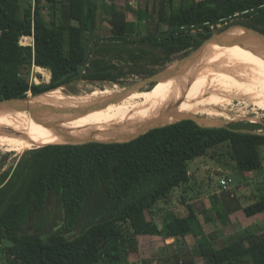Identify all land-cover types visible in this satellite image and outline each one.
<instances>
[{
	"label": "trees",
	"instance_id": "trees-1",
	"mask_svg": "<svg viewBox=\"0 0 264 264\" xmlns=\"http://www.w3.org/2000/svg\"><path fill=\"white\" fill-rule=\"evenodd\" d=\"M110 1L113 4L105 7L104 14L110 28L102 37L96 32L95 0H0V100L38 96L78 80L123 84L128 76L151 77L176 55H187L200 47L215 30L221 31L219 26L240 25L264 33V0H164L158 29L146 34L141 27L150 17L147 8L137 10L124 3L125 10L134 16V21H127L125 16L120 18L116 0ZM46 9L49 20L43 13ZM20 36H33L34 48L21 46ZM247 40L251 49L246 53H264V35L247 34ZM211 45L157 88L215 55L207 53ZM220 53L216 55H223ZM34 65L50 70L49 84L31 85L22 75ZM198 78L187 85L218 88L198 83ZM262 85L257 79H246L227 93L235 96L241 89ZM231 127L261 129L257 124ZM105 129L109 128L78 132L99 135L89 133ZM65 140L69 138L56 142ZM262 147L264 136L182 121L127 143L30 150L15 168L0 173V264H122L137 252L140 236L165 241L192 236L202 264H264V235L244 231L236 241L216 248L193 205L187 204L186 216L169 212L162 219L164 213L159 208L160 203L169 205L176 190L189 185L190 162L220 149L239 172H261ZM51 206L56 214L47 223L45 215ZM236 210H242L246 217L263 214L264 196ZM215 212L207 222L217 219L227 223L232 213ZM4 240L12 245L4 247Z\"/></svg>",
	"mask_w": 264,
	"mask_h": 264
},
{
	"label": "rangeland",
	"instance_id": "rangeland-1",
	"mask_svg": "<svg viewBox=\"0 0 264 264\" xmlns=\"http://www.w3.org/2000/svg\"><path fill=\"white\" fill-rule=\"evenodd\" d=\"M122 1V6L117 5L120 6L118 7L120 8L119 13L122 14V16L120 15V18L124 19L125 16V19L127 21H134V16L130 12H127L125 10L126 5L124 3L137 10L141 7L143 9L147 8V12L149 13L150 17L148 21H146V23L142 24L141 32L143 34H146L147 31L151 33L155 32L156 29H158V20L161 14L164 0ZM96 4L98 7V22L96 26V32L98 36L103 37L105 35V31H108L110 28L107 20H105L104 18V14L106 15L105 7H107L110 2L103 5L102 3H99V1H96ZM43 13L45 19L49 20L50 18L48 10H44ZM100 13L102 16H99ZM67 25H70V22L67 23ZM160 27L161 29H165V26L163 25ZM218 28L222 31L227 29L228 27L222 29L223 26H219ZM231 30L232 31L229 32V35L231 36L230 38H222L214 41L208 48L207 53L210 55H216L217 52H221L220 54L223 55H234L246 53L245 51L251 49L248 45L249 43L247 40V34L240 35L241 29L239 28H232ZM218 32L215 30V33L213 35L218 34ZM190 53H188L187 55H176L172 63L160 68L158 72L163 71L164 69L181 61ZM240 63L247 62H232L216 65L210 68V70L204 72L202 76L198 78L197 82L212 86H218L219 89L226 92L235 90L236 86L246 79H257L264 84V68H262L258 74H255V72L247 74H243L244 72L241 74L233 72L234 74L232 76L223 77V74H225L228 68L238 66L240 65ZM37 70V68L31 67L28 70H24L22 72V75L30 81V79L35 78L36 74L39 75V73H36ZM242 75H246L248 76V78H242ZM39 76L41 78H39V82L45 81V78H43L41 75ZM140 80H143V78L140 76H128L126 79H124L123 84H112L108 82L91 83L84 80H78L58 90H61L67 96L85 97L89 96L94 91L114 90L116 86L118 88L129 87L130 85L135 84ZM190 88L197 87L195 85H185L179 89ZM158 90L159 89L157 88V84L152 88L144 89L145 92L150 93ZM246 103L247 102L242 100H236L233 101L231 106L227 109H224L222 107H212L209 109L201 106L200 108L206 109L204 111L205 113L208 110L213 112V109L214 112H225L227 116L229 115L228 117L230 118L226 119V117L205 116L219 121L228 127H231V125L233 124H257L261 126V129L258 130L264 131V112L257 109L252 104ZM92 133L99 134L97 132ZM223 149H225L226 151V148ZM5 150L0 148V173L4 172L5 170L15 168L21 156L24 153L30 151L27 150L22 153H17L11 149L6 148ZM261 151L262 158L264 160V147L261 148ZM2 166L4 167L3 169ZM189 172L191 175V181L189 185L176 190L173 193L168 206L160 203L159 208H162V211L164 213L161 215V219L164 218V215L166 216L168 212H173L180 217L186 216L187 204L193 205L199 213L200 220L205 227L206 232L211 237H213L212 241L216 248H221L229 242L236 241L241 233L246 231L247 229H249V231L253 233L264 235V215L259 217V219H257L256 217L251 219L250 217H246L242 210H236L239 206H241V208L251 206L264 196V167L261 172L241 173L236 169L235 162H233L230 157L226 155V153H223L222 150L219 149L216 152H212V154L207 157L190 162ZM224 178L231 181L230 188H228L227 191L222 190L221 187V180ZM215 198H217L219 203L216 207L217 210L214 209V202L216 201ZM214 210L218 212H222L224 210L232 212L233 214L230 213L229 215H232L233 218L227 223H222L217 219H214L213 222L209 223L207 221H209L210 218L215 217L216 215V212ZM233 210H235V212H233ZM55 214V208L51 206L49 208V211H47L45 215L48 218L47 223L51 222V218L54 217ZM84 223L85 217L81 222V227L85 225ZM11 245L12 243L9 240H4V247H9ZM136 246L137 252L131 253L128 262H123L122 264H202L196 241L192 236H187L176 241H165L160 237H143L137 241ZM2 258L4 260L3 262L6 263L4 254H2ZM102 264L110 263L103 262Z\"/></svg>",
	"mask_w": 264,
	"mask_h": 264
},
{
	"label": "bare ground",
	"instance_id": "bare-ground-1",
	"mask_svg": "<svg viewBox=\"0 0 264 264\" xmlns=\"http://www.w3.org/2000/svg\"><path fill=\"white\" fill-rule=\"evenodd\" d=\"M232 62L247 63H240L238 66L228 68L223 77H230L234 74L233 72L238 74L255 72V74H258L264 68V53L211 56L184 70L178 76L169 79L158 91L133 93L113 104H105L103 107L94 109L77 118H73L74 116L67 117L64 121L54 117H51L50 121H40L31 117L27 112L0 110V148L3 150L7 148L17 153H22L41 147L42 144L30 142L26 139L30 135L38 140L49 142L59 137L98 138L100 135H86L79 133L78 130L98 126L106 128H135L142 124L156 122L153 118L162 111L170 114L166 119L177 120L185 115H193L213 120L211 123H217L219 121L208 118L205 115L226 117V119L230 118L228 117L229 115L227 116L225 112H214V109L213 112L208 110L205 113L206 109L204 108L222 107L227 109L236 100L250 103L264 112V84L260 87L241 89L236 92L235 96L219 88L179 89L195 81L210 68ZM37 69V73H44L40 68ZM49 75V73H45L46 81H48ZM242 78H248V76L242 75ZM121 89L116 86L114 90L94 91L85 97L67 96L61 90H57L46 92L39 99L55 107L57 105H66L70 108H79L112 92L121 91ZM200 106L204 108H200ZM62 126L66 128L64 129L63 127L62 129ZM124 139L126 138H122L120 141Z\"/></svg>",
	"mask_w": 264,
	"mask_h": 264
},
{
	"label": "water",
	"instance_id": "water-1",
	"mask_svg": "<svg viewBox=\"0 0 264 264\" xmlns=\"http://www.w3.org/2000/svg\"><path fill=\"white\" fill-rule=\"evenodd\" d=\"M232 28H239L241 29L240 35L245 34H260L264 35V33L249 28L245 26H230L225 30L219 31L218 34L213 35L210 39L205 41L200 47L193 50L188 56H186L181 61L173 64L172 66L164 69L163 71H160L156 73L155 75L144 78L143 80H140L139 82H136L135 84L130 85L129 87H123L121 91L112 92L111 94L107 96H103L90 104L83 105L79 108H70L66 105H60L57 107L53 105H49L45 101H41L39 98L40 96L44 95H28L27 98H13V99H5L0 100V110L5 111H22L27 112L31 117L43 121H50L51 117L57 118L61 121H64L65 118L74 116L73 118L80 117L81 115L87 114L88 112H91L94 109H98L103 107L105 104H113L114 102L123 99L130 94L137 93V92H143L144 89H149L154 87L156 84H159L161 81L165 80L170 75H173L177 73V71L180 70L181 66L184 65L186 62H189L190 60L194 59L196 56H198L200 53L206 50V48L212 44L214 41L222 39V38H230L229 32L232 31ZM239 35V34H238ZM51 92V91H49ZM169 113L162 111L160 112L156 117L153 118L154 121H163L166 120V118L169 117ZM71 119V118H68ZM182 121H193L198 126L203 128H212V129H227L234 133H243V134H249L254 136H264V131L261 130H250L246 128H232L228 127L222 123H211L210 119L203 118L200 116H193V115H185L175 121L172 122H166L162 124H148L144 129L142 130H135V128H120L119 130L114 129H105L102 133H100V137L98 138H76V137H70L69 140H65L62 142H56V141H46V140H38L33 136H27L26 139L30 142H37L42 144L41 147H36L34 149H40L47 146H54V145H85L90 143H100V144H114V143H127L130 141H133L135 139H138L139 137L147 134L148 132L163 128L166 126H170ZM66 128L65 126H62V129ZM122 138H127L126 141H120Z\"/></svg>",
	"mask_w": 264,
	"mask_h": 264
},
{
	"label": "built area",
	"instance_id": "built-area-1",
	"mask_svg": "<svg viewBox=\"0 0 264 264\" xmlns=\"http://www.w3.org/2000/svg\"><path fill=\"white\" fill-rule=\"evenodd\" d=\"M197 3H201V2H206V1H209V0H195ZM220 1H225V0H220ZM29 38V40H28ZM19 44L23 47H32L34 48V39H33V36H20L19 38ZM33 68H39V67H36L35 65L33 66ZM44 73H39V75H41L43 78H45V73H49V77H48V81L47 78H45V81H40L39 80L41 79L40 76L38 74H36L35 78H32L30 79V84L31 85H40V83H49L50 79H51V72L50 70L48 69H45V68H40ZM37 73V72H36ZM40 78V79H39ZM42 78V79H43ZM30 94V93H29ZM230 183L231 181L230 180H227V179H222L221 180V187H222V190L224 191H227L228 188H230Z\"/></svg>",
	"mask_w": 264,
	"mask_h": 264
},
{
	"label": "crops",
	"instance_id": "crops-1",
	"mask_svg": "<svg viewBox=\"0 0 264 264\" xmlns=\"http://www.w3.org/2000/svg\"><path fill=\"white\" fill-rule=\"evenodd\" d=\"M96 1H99V3H102L103 5L104 4H107L108 2H110V4L112 5L113 3L110 1V0H95V5H97L96 4ZM122 2L120 1V0H116L115 1V4L116 5H120V6H122V4H121ZM110 4L108 5V7L110 6ZM239 212H241V211H239ZM239 212H237V213H239ZM169 213V212H168ZM233 214V213H232ZM264 215V213L263 214H260V215H257V216H254V217H250L251 219L252 218H257V219H259V217H261V216H263ZM229 217H228V221L227 222H229L230 220H232V218H233V216L232 215H228ZM200 218V217H199ZM251 224V223H250ZM204 227V226H203ZM204 229H205V227H204ZM205 231H206V229H205ZM246 231H249V229H247ZM249 232H251V231H249ZM207 233V232H206ZM251 233H253V232H251ZM208 234V233H207ZM208 236L211 238V240H213V237H211L209 234H208ZM143 237H145V238H151V237H148V236H140V237H138V240H140L141 238H143ZM156 238H159V237H156ZM161 238V237H160Z\"/></svg>",
	"mask_w": 264,
	"mask_h": 264
}]
</instances>
